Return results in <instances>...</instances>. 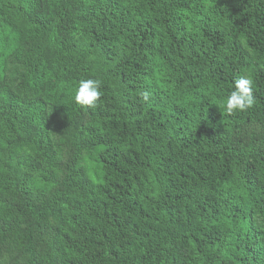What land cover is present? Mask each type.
Listing matches in <instances>:
<instances>
[{
  "label": "trees",
  "instance_id": "16d2710c",
  "mask_svg": "<svg viewBox=\"0 0 264 264\" xmlns=\"http://www.w3.org/2000/svg\"><path fill=\"white\" fill-rule=\"evenodd\" d=\"M0 264H264V0H0Z\"/></svg>",
  "mask_w": 264,
  "mask_h": 264
},
{
  "label": "clouds",
  "instance_id": "9594fccd",
  "mask_svg": "<svg viewBox=\"0 0 264 264\" xmlns=\"http://www.w3.org/2000/svg\"><path fill=\"white\" fill-rule=\"evenodd\" d=\"M102 83L99 79H82L78 82L75 91L76 103L93 108L102 97ZM143 99H149V93H142ZM255 98L253 95V83L250 78L240 77L235 81L233 90L223 102V110L228 114L246 112L253 108Z\"/></svg>",
  "mask_w": 264,
  "mask_h": 264
}]
</instances>
